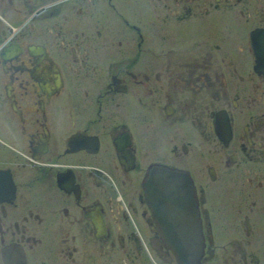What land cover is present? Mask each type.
<instances>
[{
    "label": "flooded vegetation",
    "instance_id": "af4514ba",
    "mask_svg": "<svg viewBox=\"0 0 264 264\" xmlns=\"http://www.w3.org/2000/svg\"><path fill=\"white\" fill-rule=\"evenodd\" d=\"M154 167L264 264V0H0V264H180Z\"/></svg>",
    "mask_w": 264,
    "mask_h": 264
},
{
    "label": "water",
    "instance_id": "95a60500",
    "mask_svg": "<svg viewBox=\"0 0 264 264\" xmlns=\"http://www.w3.org/2000/svg\"><path fill=\"white\" fill-rule=\"evenodd\" d=\"M186 174L154 167L143 181V193L152 209L164 222L163 233L172 242L171 251L180 264L195 260L200 251L198 216L192 186Z\"/></svg>",
    "mask_w": 264,
    "mask_h": 264
},
{
    "label": "bare ground",
    "instance_id": "6f19581e",
    "mask_svg": "<svg viewBox=\"0 0 264 264\" xmlns=\"http://www.w3.org/2000/svg\"><path fill=\"white\" fill-rule=\"evenodd\" d=\"M166 168V167H165ZM190 178V177H189ZM174 253V252H173ZM191 261V260H190Z\"/></svg>",
    "mask_w": 264,
    "mask_h": 264
}]
</instances>
